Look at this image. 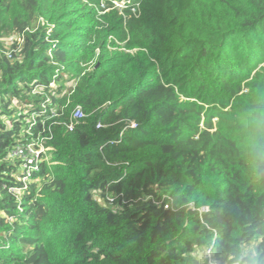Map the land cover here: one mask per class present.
<instances>
[{
  "label": "trees",
  "instance_id": "16d2710c",
  "mask_svg": "<svg viewBox=\"0 0 264 264\" xmlns=\"http://www.w3.org/2000/svg\"><path fill=\"white\" fill-rule=\"evenodd\" d=\"M129 1L0 0V264H264V0Z\"/></svg>",
  "mask_w": 264,
  "mask_h": 264
},
{
  "label": "rangeland",
  "instance_id": "374dc122",
  "mask_svg": "<svg viewBox=\"0 0 264 264\" xmlns=\"http://www.w3.org/2000/svg\"><path fill=\"white\" fill-rule=\"evenodd\" d=\"M103 3V7L106 8V11L109 10H113V9H118L120 10L121 14H124L125 10L127 8H131L133 10V8L130 6V1L129 0H102ZM14 39V37L11 39L9 38V42H12V40ZM10 44V43H9ZM69 85H73L74 81H70L68 83ZM14 108H20L21 104L18 102H14L13 105ZM38 147V148H36ZM29 151V149H28ZM45 154V156L48 157V159H50L52 157V153L51 151H49L44 145L43 143H41V145L37 146V145H33L30 149V152L27 154L29 157H35L36 154ZM22 158V157H21Z\"/></svg>",
  "mask_w": 264,
  "mask_h": 264
},
{
  "label": "built area",
  "instance_id": "2783aa9c",
  "mask_svg": "<svg viewBox=\"0 0 264 264\" xmlns=\"http://www.w3.org/2000/svg\"><path fill=\"white\" fill-rule=\"evenodd\" d=\"M22 38L21 37H17V39H16V42L21 46V43H22ZM84 117V114H83V112H82V110H81V108L80 107H78L76 110H75V112H74V114H73V119H75V120H79V119H81V118H83ZM73 127V122L71 123V125H70V128H72ZM34 144H31V145H28V146H26V147H24V148H22V147H19V148H17V150L15 151V153H14V155H16L17 157H19V158H21L22 160H24L25 161V165H24V167L25 168H27L28 166V164H31V163H33V161L35 160V158H37V157H39L41 154H36V156L35 157H29L27 154L30 152V149H31V147L33 146ZM36 148H38V147H36ZM28 149H29V151H28ZM213 255H214V248H213V246H210V247H208L207 249H206V257L209 259V264H220L219 263V261H217L216 259H214V257H213Z\"/></svg>",
  "mask_w": 264,
  "mask_h": 264
}]
</instances>
